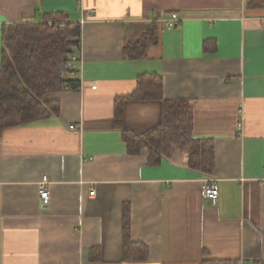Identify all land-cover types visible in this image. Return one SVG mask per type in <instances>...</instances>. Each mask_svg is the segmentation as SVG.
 Listing matches in <instances>:
<instances>
[{
  "label": "crops",
  "instance_id": "0c3cea01",
  "mask_svg": "<svg viewBox=\"0 0 264 264\" xmlns=\"http://www.w3.org/2000/svg\"><path fill=\"white\" fill-rule=\"evenodd\" d=\"M247 3L0 0V60L12 23L63 13L59 21L81 26L79 88L44 96L59 103L57 114L0 129V264L264 260V5ZM173 12L180 21L166 28ZM136 42L144 55L126 56ZM142 74L161 78L163 100L190 102L195 136L213 141L210 176L176 147L155 165L146 149L128 152L122 130L145 134L162 118L161 99L123 98L122 128L114 124L116 99ZM43 176L48 204L39 198ZM208 177L218 184L215 203L202 191ZM125 205L144 260L124 259Z\"/></svg>",
  "mask_w": 264,
  "mask_h": 264
},
{
  "label": "trees",
  "instance_id": "16d2710c",
  "mask_svg": "<svg viewBox=\"0 0 264 264\" xmlns=\"http://www.w3.org/2000/svg\"><path fill=\"white\" fill-rule=\"evenodd\" d=\"M262 6L264 0H248ZM64 19L65 14L46 15L41 23H12L4 29L0 60V129L49 118L59 111V103L43 100L51 92L76 90L79 81L68 66L71 57L80 51V24L65 23L63 28L47 25L48 19ZM138 42L123 48L126 56L139 58L144 51ZM74 73V72H73ZM74 75V76H73ZM162 100L160 123L145 134L122 130V137L131 154L142 149L148 152L147 162L158 164L174 147L187 153L188 166L204 176L214 169V146L211 139L194 134V111L186 99H162V80L155 74H142L136 79L134 91L115 101L114 124L122 128V99ZM123 256L126 260H144L147 247L130 239L129 206L122 218ZM199 264H230L228 260L205 259ZM249 264H264V260Z\"/></svg>",
  "mask_w": 264,
  "mask_h": 264
},
{
  "label": "built area",
  "instance_id": "2783aa9c",
  "mask_svg": "<svg viewBox=\"0 0 264 264\" xmlns=\"http://www.w3.org/2000/svg\"><path fill=\"white\" fill-rule=\"evenodd\" d=\"M179 21H180V18L178 16V14L173 12L163 22H164V26L166 28H173V27L178 25ZM62 24H63L62 22H58L56 20H49L47 22L48 26H50V27L53 26L55 28H58V27L63 28ZM78 60H79L78 56L74 55L71 57V63L68 65L70 67V69L72 70V74H74V75H75V72L77 69ZM240 125L241 124H239V126ZM68 127L70 129L74 128L73 125H69ZM263 179H264V176H263ZM47 183H48V179L46 178V176H43L41 182L39 183V188H40L39 189V198H40L42 204H48V202L50 200V193H49V190L47 187ZM202 191H203L204 196L208 200L215 203L216 199L218 197V184L216 182V179L214 177H208V178L204 179ZM89 194L90 195L94 194L93 189L90 190Z\"/></svg>",
  "mask_w": 264,
  "mask_h": 264
},
{
  "label": "rangeland",
  "instance_id": "374dc122",
  "mask_svg": "<svg viewBox=\"0 0 264 264\" xmlns=\"http://www.w3.org/2000/svg\"><path fill=\"white\" fill-rule=\"evenodd\" d=\"M53 20H54V19H53ZM56 21H58V22H62V21H59V20H56ZM62 23H63V22H62ZM64 25H65V23L62 24V26H64Z\"/></svg>",
  "mask_w": 264,
  "mask_h": 264
}]
</instances>
